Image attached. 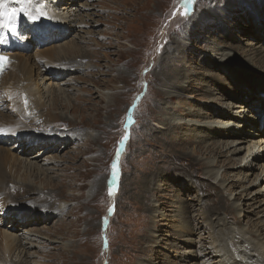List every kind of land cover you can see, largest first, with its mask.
Here are the masks:
<instances>
[{
	"label": "rangeland",
	"instance_id": "obj_1",
	"mask_svg": "<svg viewBox=\"0 0 264 264\" xmlns=\"http://www.w3.org/2000/svg\"><path fill=\"white\" fill-rule=\"evenodd\" d=\"M37 1L48 18L54 19L50 14L54 6L66 18L62 24L66 28L53 26L50 32L36 29L30 20L23 28L26 39L19 53L29 58L28 79L43 97L38 118L51 113L64 119L55 122L59 127L79 126L80 134H74L81 141L63 151L41 154L38 165L45 168L44 174L39 171L41 177L21 169L19 162L29 161L43 147V140L24 146L21 142L26 139L17 137L27 134L33 122L0 142V150H5L2 170L8 172L15 161L18 176L9 177L32 183L28 191L35 192L26 194L27 203H16L24 197L16 192L13 202L0 207V264H184L194 259L193 263L199 258V246L209 244L213 234L208 223L218 215L227 220L225 210L233 216L229 222L237 233L263 226L264 179L259 167L264 147L257 145L253 156L243 157L244 142L237 146H245L238 154L230 152L234 145L220 154L222 142L208 138L209 128L190 120L209 121L213 107L227 103L235 110L233 104L240 105L245 115L229 113L235 119V137L222 140L260 139L256 134L260 129L255 128L259 122L252 117L260 121L257 103L264 94L258 84L264 82L215 69L213 56L228 50L264 67V0H196L187 18L181 14L182 0ZM49 3L54 6L48 10ZM56 53H70L77 57L69 60L74 62L82 60L80 56L88 59L82 70H69L55 81L44 69L54 68L45 60ZM12 75L15 71L9 70L0 89ZM54 98L60 101L58 106ZM2 101L0 112L11 110L10 122L15 124L16 112ZM5 122L12 125L8 119ZM34 131L39 139L50 137ZM129 131L119 161V190L113 189L110 196L105 182L112 178L118 144ZM84 134L91 140L98 134L102 138L93 143ZM212 160L219 171L217 179L208 172ZM228 205L232 210L226 209ZM55 206L56 213L51 210ZM47 210L52 218L39 222ZM28 215L39 218L24 220ZM159 219L160 228L155 221ZM187 221L199 229L185 231ZM4 232L18 234L22 246L5 250ZM27 233L31 235L25 239ZM184 239L195 243L188 245Z\"/></svg>",
	"mask_w": 264,
	"mask_h": 264
},
{
	"label": "bare ground",
	"instance_id": "obj_2",
	"mask_svg": "<svg viewBox=\"0 0 264 264\" xmlns=\"http://www.w3.org/2000/svg\"><path fill=\"white\" fill-rule=\"evenodd\" d=\"M45 1H47V0H45ZM22 2H23V0H22ZM49 5H50V3L46 7L48 10L50 8H53V6H54V5H52V6L51 5L49 6ZM19 6L20 5L17 4V0H8V7H19ZM26 6L28 9L29 15L26 16L22 13L19 17V20H18V28H21V30H20L21 38H23V36H22V34L24 32L23 28L26 24H28V22H27L28 20H30L31 23H35V24H31V23L30 24L32 26L36 25V27H35L36 29L37 28H38V30L45 29L47 32H50L51 31L50 28L52 27V29H53V26H57L58 28H60V27L66 28V26L65 27H64V25L62 26V24H65L66 18L61 17V13L57 14L56 11H54L56 8L55 6H54L53 11H51L52 9L50 10L52 13L49 11L51 16H55L54 19L48 18V16H46L44 14L45 10H43L41 8V6L38 5L37 0H31V3L27 4ZM224 14L226 16H228L229 13H228V11H226ZM29 16H37L39 18L33 20V19H30ZM58 18H60V19H58ZM181 18H183V16ZM199 21H200V19H199ZM50 22L52 25H50ZM206 23L207 22H205L204 25L202 26L203 29L206 26ZM61 30H64V29H61ZM58 33H59V35H62V34H64V31H62V33L61 32H58ZM190 34H192V33H190ZM169 38H170V36H168L166 39L168 40ZM167 40H165V43ZM19 48H22V47H17L16 50L7 52L10 56V63L2 71V73L0 75V81H1L8 76L9 70H10V72L15 71L16 75H15V77H14V75H12L11 82H9V84L4 85V87L2 89H0V96H1L0 98L3 100L2 102L7 105V108L9 110H10V108H13V110L17 114V117H16L17 121L15 124H12L10 122V120L12 118L11 110L9 111L8 114H3L0 112V128L4 129V131L2 133H8L4 137H0V142L2 143V141L5 140L6 138H9V136H13L14 135L13 132H16L18 129L23 128L27 124H31L33 122L30 125L31 129H28L27 134L21 133L17 137L19 139H26L25 142L24 141L21 142V144L24 146H26L29 143H32L35 145L36 142L43 140V142L40 144L43 147L37 154H34L33 156H31L29 161L21 159L19 162L22 163L21 169L22 168H28L30 170V173L35 175V177H37V176L41 177V175L44 174V172H45V168L43 166L38 165V163L41 162V160H43V156H41V154L51 152L53 150H59V151L62 150L63 151V149L65 147H69V146L73 145V143H75V144L79 143L81 141V139H78V137H76V135L74 133L77 132L78 134H80V131L78 128L79 126H75V125L73 128L67 126V124L64 125L63 127L57 126V124L55 123L56 121L64 120V119L58 117V115H52L50 113V114H47L45 117H43V120L38 118L39 115L41 114V112L39 113V109H41L43 107V103L40 102L41 99H43V97H42V94L39 90L38 91L34 90V88H33L34 85H33L32 80L28 79L29 76H27V63L29 61V58L25 54L19 53V52H21ZM0 49H1V45H0ZM161 50L159 51V53L161 52ZM215 54H220L219 57H217L216 55L213 56L214 61L217 63V66L215 67V69L218 68V69L224 70L227 72L228 75H233V73L238 75V74L242 73L243 75H248V76L252 77L253 79L264 82V67L258 65L254 58H250L251 61L247 62L246 59L243 60V58L236 57L235 53H233V52L231 53L228 50H221V51H218V53L215 52ZM75 55H78V54H75ZM43 56H45V55H43ZM80 57L83 59L82 60L79 59L78 62H77V60L74 62V61H69V60H74L77 57H74V56L72 57V55L70 53L65 54L63 56L60 53L52 54L45 61H46V65H50L54 68L50 69V68L46 67L44 69V72L46 74L50 75V77L52 79L57 81L59 79L60 74L64 75L69 70L72 72H75V71H80L83 69V64L86 63L88 58H86L84 56H80ZM240 60H243L244 63H241ZM231 63H237V65L234 66L235 70H234V67L233 68L230 67ZM240 64H242V65H240ZM263 64H264V61H263ZM157 65L158 64L156 63L155 68ZM238 65H239V67H241L243 69V71L241 68L238 67ZM94 66H96V65H94ZM259 68L262 69L263 71L259 70ZM89 70L93 71V68L89 69ZM61 71L64 73H62ZM230 71H232V72H230ZM257 77H263V78H257ZM258 85L261 87L260 92L264 94V83H261ZM259 86L256 85L255 89L259 88ZM63 94H64V92L62 93V95ZM257 98H255L256 101H258V99H259V98L258 99ZM54 100H55L54 105L58 106L60 101L58 100V98H54ZM262 100L263 101L261 103L260 102L257 103V105L260 108V109H258V112H259L258 118L260 116V121H259V119H257V117H252V118H254V120H258V122H259L258 124L255 125V128L260 129V131L258 133H256L260 136L259 140L255 139V138H252L249 140H245L243 138H241L242 140H235V139H232V140L228 139L226 141L222 140L224 138L235 137V136H233L234 134H236L235 128H233V126L235 125V122H234L235 119L233 117H232V119H230L229 117H230V114H231V116H235L236 114L241 115V114L245 113L246 109L245 108L243 109L242 106H240V105L233 104L232 107H234V108L236 107L235 110H233V108H230V106H229L230 104L227 105V103H226V106L222 105V106H218V107H213V109H211L210 113L208 111V115L211 118L209 121L206 119L204 122H201L200 120H190V121H193V124H195L196 126H201L203 128H209V131L207 133H205L207 136H209L208 138L216 139V141H215L216 143L222 142L223 146L220 148L221 149L220 154H224L225 152L228 153V150L233 145L235 147L230 152H232V154H238V152L241 151L243 148H245V146H241V147H237V146L239 144L247 142V148H246L247 153L243 157H245L246 155L253 156L255 153L254 151H255V148L257 147V145H259L260 147L262 146V148L264 147V127L262 129V125L264 123V98L263 97H262ZM25 101L27 103H25ZM236 112H239V113H236ZM226 114H228V115L226 117H223ZM6 119H8V122L12 125H7L5 122ZM4 124H6V125H4ZM50 126H53V127H50ZM34 130H42L50 137H48V138L44 137L43 139H39ZM51 132H53V133H51ZM2 133H0V134H2ZM85 135L86 134H84L85 140L90 141V142L92 141L93 143L95 141H99L100 138H102V135L98 134V135H96L97 137L94 140H91L90 138L86 137ZM120 142L118 144V150L120 151V153L122 155V152L125 150L127 141L125 142V145L123 147L121 146ZM224 149H225V151H223ZM0 151H1V154H0V157H1L5 154V150L1 149ZM261 160H263V159H261ZM14 162L15 161H13V162L11 161V166L8 168V172L3 171L2 168L0 167V206H6L10 202H13L14 198L17 197V195H19V194L23 195L24 197L22 200H17L16 203L18 201L24 202L25 200H27V201H25V203H27L29 200H28V197L26 196V194L32 195L33 193H35V192H32L31 190H30V192L28 191L29 185H31L32 183L22 182V181L17 182V181L12 180L9 177V175L15 176L16 178L18 176L19 169H18V167L13 166ZM26 162H28V163L25 164ZM237 162H239V160ZM262 162L263 163L261 165L259 163H255V164L260 165L259 168L261 169V172H262V175H260V178L264 179V160ZM23 164H25V166H23ZM255 164L252 163L251 166H254ZM216 165H217L216 162L214 160H212L209 162V168H208V172L212 175V178H215V179H217L218 172H219L218 170H216L217 169ZM119 167H120V165H119ZM39 171L41 172V175H40ZM105 180H106V178H105ZM111 181H112V178L110 180H108L107 182H105V187H106V185H109L110 188H113ZM202 184L204 186H206L207 182H202ZM37 189H39V188H37ZM16 192H18L19 194H16ZM117 196H119V193ZM117 196H116V198H118ZM40 198L42 199L43 197L40 196V197L36 198L35 201H37ZM32 204H37V203H32ZM234 204L236 205V202H234ZM214 206H215V204H213L212 206L210 205L208 210L210 208H213ZM201 208H202V206H201ZM226 209L232 210V207H230L228 205V207H226ZM51 210H53L54 213H56V211H58L59 209L57 206H55L54 208L51 207ZM204 210H207L206 206H205ZM48 211H50V210H47V212H45L43 214L44 217L39 218V216L35 217V216H29L28 215L25 219L24 218L23 219L24 220L27 219V220L32 222L33 220L37 221L36 218L38 217L39 218L38 221L43 222L45 220L52 218L50 212H48ZM225 212L227 213V217H228L227 220H226V218L218 215L214 221L208 223V226L210 228L208 230V232H212V228H213V234L211 233L208 237L209 244L201 245L202 249H201V246H199L200 251L197 255V257L199 256V258L196 261H194L193 263L191 262V260H194V259H190L187 262H185L184 264H264V224H263V226H261L258 229H255V230L245 232V231L240 229L241 231H239V233H237L234 230V228L231 226V223L229 222L230 219L233 218V216L229 213V211L225 210ZM48 215H50V217H48ZM163 215H162V217H163ZM29 221H27V223ZM155 221H158L157 227H159L158 224L160 223V219L155 220ZM35 223H37V222H35ZM201 224H203V223H201ZM204 225L207 227L206 224H204ZM206 227H204L203 231L206 230L205 229ZM194 228L199 229L198 226H195ZM183 229L185 231L193 230L192 226H189L188 221L183 226ZM189 233H191V232H188V234ZM200 233H203V232L201 231ZM247 234H249L250 236H247ZM30 235H31L30 233H27L24 238L27 239L30 237ZM202 238H204V236ZM19 239L21 240V238L18 234L4 232V249L8 250L14 246H17V247L22 246ZM251 239H253L254 241H251ZM184 241L188 245L195 243V239H193L192 242H189L186 239H184ZM196 246H197V243H196ZM193 251H195V250H193ZM142 255H145V254L142 252ZM155 255H157V254L155 253ZM182 255H184V254H182ZM195 255H193V256H195ZM201 257H203L204 259H201ZM213 260H215V261H213ZM172 264H177V263H172Z\"/></svg>",
	"mask_w": 264,
	"mask_h": 264
},
{
	"label": "snow or ice",
	"instance_id": "obj_3",
	"mask_svg": "<svg viewBox=\"0 0 264 264\" xmlns=\"http://www.w3.org/2000/svg\"><path fill=\"white\" fill-rule=\"evenodd\" d=\"M31 3V0H17V4H19V7H8V0H0V43H5L7 40V34L11 33L13 35L17 34V28H18V20L20 15L23 13L24 15H29L27 4ZM196 3V0H182V6H183V12L181 13L185 18L191 15L193 5ZM30 19H38L37 16H29ZM10 61L9 57L0 55V72L3 71L4 68V62ZM25 103H27L25 101ZM131 122L134 124L135 120L134 118L130 117ZM4 129L0 128V133H2ZM131 132L127 135H125L121 140V146L123 147L125 145V142L130 139ZM120 151H117L116 155V163H113L112 165V185L113 188L109 189V195H114V190L118 191V184L116 183L118 177L121 174V170L119 167V161H120ZM2 207V206H0ZM110 212L114 211V206L109 209Z\"/></svg>",
	"mask_w": 264,
	"mask_h": 264
}]
</instances>
